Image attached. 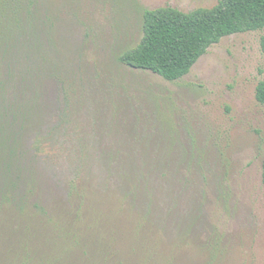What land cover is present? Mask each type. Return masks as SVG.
Returning a JSON list of instances; mask_svg holds the SVG:
<instances>
[{
  "label": "rangeland",
  "instance_id": "obj_1",
  "mask_svg": "<svg viewBox=\"0 0 264 264\" xmlns=\"http://www.w3.org/2000/svg\"><path fill=\"white\" fill-rule=\"evenodd\" d=\"M220 1L0 0V264H264V29L174 81L122 60Z\"/></svg>",
  "mask_w": 264,
  "mask_h": 264
},
{
  "label": "trees",
  "instance_id": "obj_2",
  "mask_svg": "<svg viewBox=\"0 0 264 264\" xmlns=\"http://www.w3.org/2000/svg\"><path fill=\"white\" fill-rule=\"evenodd\" d=\"M260 29H264V0H221L213 7H200L189 12L170 5L146 9L143 37L124 53L122 60L129 66L151 70L174 81L187 75L208 48L223 37ZM261 47L264 53V34ZM256 96L264 104V79L257 85ZM22 106L14 102V124L28 112L21 110ZM17 139L18 134L14 132L16 143ZM22 168L18 164L15 187L21 180ZM72 190L77 191V183H73ZM14 209L16 214H20L18 208ZM41 233L31 229L23 233L26 258L34 256L29 253V246L40 248L42 243H38L36 237ZM66 238L69 239L68 236Z\"/></svg>",
  "mask_w": 264,
  "mask_h": 264
}]
</instances>
